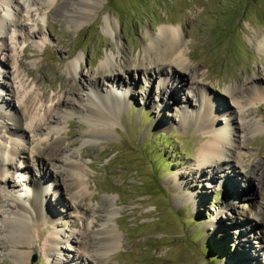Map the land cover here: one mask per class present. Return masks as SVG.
<instances>
[{
  "label": "rangeland",
  "instance_id": "rangeland-1",
  "mask_svg": "<svg viewBox=\"0 0 264 264\" xmlns=\"http://www.w3.org/2000/svg\"><path fill=\"white\" fill-rule=\"evenodd\" d=\"M3 1L0 0V15L4 14ZM78 1L79 10L90 9L89 17L80 23L57 10L63 0H52L47 7L44 3L32 6L26 14L28 24L22 28L17 26L13 42L5 41L0 33V95L6 99L12 96L7 90L10 82L19 91L23 89L20 82L28 89L37 85L40 94L44 91L39 97V114L52 108L53 119L65 126L61 149L65 147L63 152L72 153V158L84 167L88 193L76 203L83 208V205H94L102 216L97 220L91 213L66 211L63 201L57 199L60 190L54 187L56 174L50 170L45 177V186L51 189L46 193V200L49 206L63 209L64 213L57 225L41 226L42 234L32 242L28 264H58L54 256H44L40 246L42 236L52 231L61 234L56 252L61 257L60 264L94 263L91 254L97 255V251L89 248L88 243L85 259L75 254L73 246L80 249L84 241L83 222L91 233L102 227L107 217L106 225L116 231L119 243L100 257L103 264H264V241H258L257 233L247 225L264 217L260 207L264 195L261 198L258 192H251L249 177L227 168L224 171L230 174L229 178L220 172L214 181L207 182L204 177L194 180L188 175L208 138L204 134L207 128L195 111L199 103L197 91L183 85L174 103L166 106L158 104L160 100L150 93L155 88V79L148 74L121 72L124 79H120L106 72L108 76L104 79L97 72L107 54L119 60V47L124 57L134 63L144 54L147 33H157L162 27L175 28L182 36L181 47L188 56L186 63L196 68L195 76L202 73L197 78L199 84L208 95H217L223 100L222 112L215 114L217 123L227 122L230 116L224 110L232 104L226 100L227 88L244 87L258 71L260 84L264 83V54L256 46V36L264 40V0ZM14 7L11 3L12 11L25 16L24 10ZM6 43L10 47L6 48ZM70 62L76 64L75 75L80 81L95 77L102 90L113 85L129 92L108 126L109 133L97 141L83 143V134L90 125L78 113L64 119L62 110L53 107L58 99H63L64 104H68L64 100L72 99L74 105L83 107L82 101L66 96V91L76 83V78L67 70ZM80 93L81 99H85L84 93ZM249 107L251 116L264 123V100ZM4 108L2 101L0 109ZM183 108L192 109L191 117H185L184 122L180 120ZM248 138L242 148L236 149L237 160L229 159L235 164L236 172L248 169L258 160L264 161V127L248 134ZM13 140L21 143L23 138L14 136ZM54 152L57 154L55 149ZM24 157H15L9 174L11 184L5 175L4 186L17 191V196L24 200L18 202L36 214L25 201L28 198L25 189L34 179V171L29 167L24 168L22 176L14 173L22 167ZM54 162L59 168L60 162ZM59 176L64 189L67 181L65 176ZM252 198L257 200L256 204ZM232 200L236 203L232 208L224 207ZM112 208L114 212L108 213ZM256 210L260 211L258 216ZM241 212L248 215L247 222L230 224L232 217L241 220ZM30 225L33 226L32 221ZM246 236L249 240H244ZM3 242L7 238L2 234L0 245ZM9 248L0 247V264H13Z\"/></svg>",
  "mask_w": 264,
  "mask_h": 264
},
{
  "label": "bare ground",
  "instance_id": "bare-ground-1",
  "mask_svg": "<svg viewBox=\"0 0 264 264\" xmlns=\"http://www.w3.org/2000/svg\"><path fill=\"white\" fill-rule=\"evenodd\" d=\"M51 1L23 0L21 2L20 0H4L2 2L4 14L0 15V33L3 34L4 40L9 39L10 43L13 42L17 26L22 28L28 24L26 22L28 20L26 14L31 12L30 9L34 4L44 3L47 7L51 4ZM94 1L102 2V0ZM11 3L17 9L24 10L25 16L21 17L14 10L12 11ZM79 4L78 0H63L57 10L80 23L87 16L89 17L88 11L90 9L84 8L79 10ZM6 28H8L7 33H5ZM256 40L257 49L264 54V40L259 36H256ZM181 42L182 36L177 29L162 27L157 33H147L143 49L144 54L135 60L134 63H131L130 59L124 57L125 54H122V48L119 47V60L117 61L112 55L107 54L99 64L98 75L100 78L105 79L108 76L106 72H110L120 79H124V76H121V72L126 74L133 71V73L139 72L138 74L142 75L148 74L155 79V88L152 87L150 93L160 100L158 104L163 103L166 106H171L174 103L177 98V92L183 85L189 86V89L196 90L199 103L196 105L195 111L198 112L200 123H203L202 125L207 128L204 134L208 138L201 146L197 154L195 166L190 170L188 175L191 174L193 178H196L194 180L204 177L208 182L214 181L220 172L229 178L230 174L225 172L224 168L231 169L235 174L244 173L248 176L252 182L251 192H258L261 198H263L264 161L258 160L250 165L248 169H243V171L237 168L238 172L234 170L235 164L233 165L229 161L231 157L237 160L236 149L242 148L247 143L246 141L249 139L248 134L252 135L259 132L264 127V123L251 116L249 109V105L256 101L264 100V83L260 84V72L258 71L254 77L252 76L244 87L238 88V85H231L227 88L226 100L229 102L231 100L232 104L230 103L231 106L228 110H224V113H227L230 118L227 122L217 123L219 119L215 114L222 112L220 111V102L223 100L220 101L217 95H208L205 92L206 89L199 84L200 81L197 78L201 77L202 73L198 72L195 76L194 71H196V68L186 63L188 56L182 49ZM4 45L7 48L9 44L6 43ZM75 65L73 62L68 63L67 70L76 78ZM18 66H20L19 62ZM111 68L114 71L119 70V72L115 73ZM162 69L166 71L160 72ZM162 73H166L168 77L163 76ZM262 74L264 75V73ZM177 75L178 78L176 77ZM30 79L33 80V77L30 76ZM80 80L76 78V83L66 91V96H72L73 99L82 101L83 107L79 108L74 105L72 99L64 100L68 104H64L63 99H58L53 107L62 110L64 119L73 113H78L90 125L89 129L83 134V143L97 141L102 135L109 133L108 126L113 122L117 108L123 103L124 97L129 92L127 90H118L113 85H108L106 90H102L98 79L95 77L83 79V81ZM20 84L23 89L19 91L18 86H14L13 82H10L7 90L10 91L12 96L9 99L0 95V102L3 101L5 105L4 110L0 109V187H2L0 189V235L3 234L7 238V242H3L0 247H15L8 250L12 263L28 264L30 249H33L32 242L36 239L38 240L39 235L42 234L41 226L48 223L53 226L57 225V220L64 213L63 209L57 210L49 206L46 200V193L51 191H49V187L45 186L47 183H45V177L50 170H53L56 174L54 187L56 190H60L57 199L60 202L63 201L64 204H62L66 208V211L70 210V212L76 214L91 213L97 220H100L102 216L97 213L94 205L90 204L87 207L83 205V208L81 204L76 203L88 193V186L84 179V167L75 158H72L70 155L72 153L63 152L65 147L61 149V144L64 140L62 131L65 126L60 125L53 119L52 110H50L52 108L44 109L43 114H39V97L44 95V91L40 94L37 85L28 89L21 82L19 86ZM152 86L154 85L152 84ZM148 89L145 90V93ZM80 92L84 93L85 99H81ZM216 99H219V103H217ZM7 108L10 109L9 112L6 111ZM190 111L185 108L182 109L180 114L182 122H184L185 117H191L192 113H189ZM53 120L55 123L52 122ZM42 125L46 126L43 127ZM20 129L24 130L21 131ZM25 130L27 134L24 132ZM53 134L55 136L51 137ZM4 135L7 136L6 140ZM14 136H21L23 140L20 141L22 142H14ZM48 138H50L49 141L47 140ZM54 149L57 154L62 153L57 156V154H54ZM24 155H26L22 159L24 168L30 167L34 171L32 175L34 179L30 180L31 184L25 189L28 197L25 201L34 208L36 214H32L25 204L18 202L19 200L21 202L24 200L21 196H17V191L14 192L12 189H9V186L7 188L4 186V182L7 179L4 177L5 175L8 176L9 183L11 184L9 174L12 172L13 160L16 156ZM55 160L60 162L59 168L56 166ZM20 168L18 167L14 171L15 175L19 172ZM59 175H62L63 178L65 176V180L67 181V184L63 185L64 189L61 188V177ZM17 177H19L18 174ZM26 177L22 180L24 181ZM58 177H60V180ZM232 183L235 184L234 179ZM56 190L54 191V195H56ZM251 201L253 204L257 202L255 198H252ZM235 204V200H232L226 203L224 207L230 209ZM259 205L261 204L259 203ZM260 207H262L261 212L263 213L264 203ZM113 212V208L108 211V213ZM259 213L260 211L256 210L255 215L258 216ZM241 215V220L237 217H232L229 223L233 224L238 221L247 222L248 215L244 212H241ZM108 218L103 220L101 223L102 227L91 230V233L87 231L88 225L84 222L82 223L84 241L80 249L73 246V251L78 257L85 259L84 252L88 243L89 248L97 251V255L91 254L94 263L90 262L88 264H103L100 257L106 255L119 243V236L115 234L116 231L114 232L113 228L106 225ZM263 220L264 217H258L255 224H247L250 225L251 231L257 233L258 241H264V228L260 229ZM30 221H32L33 226L30 225ZM60 240L61 234L59 231H52L51 234L45 237L42 236L40 245L44 256H54L58 264L62 262L61 257L56 256V252L59 251L58 243ZM65 240L68 241V236ZM244 240H249V236H246Z\"/></svg>",
  "mask_w": 264,
  "mask_h": 264
}]
</instances>
